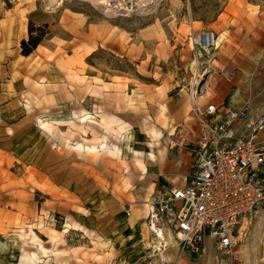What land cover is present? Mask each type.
Instances as JSON below:
<instances>
[{
	"label": "rangeland",
	"instance_id": "rangeland-1",
	"mask_svg": "<svg viewBox=\"0 0 264 264\" xmlns=\"http://www.w3.org/2000/svg\"><path fill=\"white\" fill-rule=\"evenodd\" d=\"M4 1L6 7L16 5L22 20L33 24L36 35L46 32L43 37L46 45H41L39 52L54 66L59 65L53 69V77L61 81L58 91L61 97L46 116L49 126L57 133L51 134L49 127L44 135L34 131L31 139L35 142L33 150L16 146L14 155L12 152L9 154V161L5 159L6 154L0 153V210H11L10 215L6 211L0 212V225L8 224V221L12 225L19 224L13 212L19 207L18 194H22L27 186L24 164L27 163L26 168L32 173L39 168L61 178L70 162L77 164L79 161V166L92 182L90 189L80 193L99 194L92 196L90 207L100 213L93 212L91 222L127 226L125 234L132 229L136 234L130 248L142 256L148 244L143 236L147 233L146 212L139 213L137 209L145 206L147 211L146 202L116 201L108 183H97L96 180L100 176L106 178L104 171L114 166L118 174L125 176L121 189L126 194H132L134 188L127 185L133 174L131 160L145 156L146 149L155 144L147 132V118L155 124L149 112H152L154 92L157 90L172 87L182 90L189 94L192 104L190 87L193 82L202 93L203 84L208 81L210 93H202L196 98L201 105L213 101L234 107H241L248 101L264 105V0H158L148 8L140 6L141 0H120L128 11H108L94 0H63L55 6L48 5V0ZM234 1L236 5L229 7V2L234 4ZM227 9L231 12L236 9V12L228 17L227 13H223ZM249 20L253 21L259 38H249L245 32ZM202 30L215 31L218 38L223 39L220 47L211 52L195 48L192 36ZM195 60L198 61L197 75L193 71ZM42 69L52 68L44 64ZM203 74L204 80L199 87ZM43 77L47 79L45 75ZM66 80H73L74 84L71 81L67 84ZM84 83L85 87L89 85L91 94L86 107L89 111H101V117L91 115L88 119L92 124L97 123L96 126L82 128V124L79 125L74 133L78 138L75 145L86 143V148L105 142V146L97 154L77 150L73 160L70 151H67V136L62 127L66 126V116L72 109L83 110ZM70 90L75 95L70 94ZM113 116L116 122L121 121L122 124L116 126ZM173 131L166 134L161 144H156L178 148ZM190 139H193V134ZM108 154H114V160L107 158ZM85 158L87 163L81 161ZM193 159L191 155L188 167L194 164ZM104 164L106 167L102 166ZM177 170L175 166L172 173ZM156 176L151 173L147 179L158 180ZM168 178L174 184L178 181L173 175ZM159 182L153 184L145 180L141 182V187H151V192L159 187ZM30 190L35 192V189ZM34 194L48 193L39 190ZM58 205L67 204L58 202ZM129 207L133 210L131 216L126 214ZM114 209L117 213L111 216ZM17 227L0 233V241L5 236L14 237ZM236 234L238 243L233 251L224 254L221 264H264V207L245 216L236 226ZM5 244V248L18 254L15 240ZM198 262L215 264L211 253Z\"/></svg>",
	"mask_w": 264,
	"mask_h": 264
},
{
	"label": "crops",
	"instance_id": "crops-1",
	"mask_svg": "<svg viewBox=\"0 0 264 264\" xmlns=\"http://www.w3.org/2000/svg\"><path fill=\"white\" fill-rule=\"evenodd\" d=\"M229 3V7L236 5L235 1L234 4ZM29 11L30 9L28 13H30ZM235 12L236 9L232 12L227 9L223 13H227L230 17ZM247 24L245 32L249 38H259L253 21L249 20ZM29 28L30 21L22 20L21 12L16 10V5L6 7V1L0 0V153L6 154L5 159L8 161L9 154L12 152L14 155L13 151L18 146H23L26 150H33L32 145L35 142H32L31 139L34 131L44 135L50 128L51 134L57 133L55 128L49 126L46 116L61 97L58 93L61 81L53 77L55 72L53 69L58 68L59 65L54 66L39 52L41 45H46L43 40L31 53H22L21 42L29 39ZM44 64L51 66L52 69H42ZM44 75L47 77L46 80H44ZM70 81L74 84L73 80H66L67 84ZM88 84L86 87L85 83L82 84L83 110L72 109L66 116V126L62 127L67 136L69 146L67 151H70L73 160H75V151L77 150L82 149L83 153H90L83 143L82 146L75 145L78 139L74 135L75 131L80 128V124H82V128H86L88 125L96 126L97 123L92 124L88 120L91 115L97 118L101 117V111H89L90 109L86 107V103H89L91 99ZM69 92L75 95L73 90ZM154 94L156 96L153 97L152 112H149V115L165 134L180 125H188L192 131L196 128L193 123H187L191 111L189 94L174 89V87L157 90ZM114 120L116 126L122 124L121 121L116 122V118ZM98 126L100 127V125ZM194 135L193 132V139ZM193 139H191V145ZM156 143L161 144L162 142H155L146 149L145 156H139L148 166L147 177L151 173L154 177L158 174L156 177H159V185L162 186L154 190L162 187L181 186L189 179L193 167V164L188 167L191 155L194 157L191 146H187L190 149L185 146L172 149L162 145L159 147ZM85 145L87 144L85 143ZM115 152L118 153L117 150ZM108 155L107 158L111 157L114 160V154ZM132 158L134 157L132 156ZM81 161L87 163L86 158ZM102 166L106 167L105 164ZM175 166L178 170L172 173ZM23 167L25 168L23 169L25 172L24 181L27 186L22 194H18L19 207L17 211L13 212V215L16 216L15 219L18 218L19 224L12 225L8 221V224L0 225V233H5L7 229L11 230L18 226L14 231L16 233H13L14 237H12L13 235L5 236L0 241V264H145L142 256H138L130 248L133 247L135 231L130 228L129 233L125 234L127 226L106 225L101 221L98 224L91 222L92 213H100L90 207L92 196L97 197L99 194L80 193L82 190L90 189L92 182L88 179L87 172L79 166V161L77 164L74 161L70 162L61 178L50 172L40 171L39 168L34 169V173H32V170L26 168L27 163ZM130 169L133 171L132 165ZM104 172L107 177L100 176L96 182L108 183L109 191L116 201L144 202L154 190L150 192L149 188L151 187H141V182L146 180V182L154 184L158 181L156 178L140 179V171H133L128 182L134 186V189L131 191L132 194H126L121 189L124 174H118L119 171L114 166H110ZM171 175L177 177V183H171V179L168 178ZM134 183L138 185L135 186ZM30 189L48 194H34L35 192ZM58 202H66L67 207L58 205ZM8 210L9 212L3 208L0 212L6 211L10 215L11 210ZM58 211L60 214H57ZM137 212H146L145 214H147L148 207L147 211L144 206L142 209H137ZM113 213L111 216H115L117 209H114ZM12 240L18 244V254H13L11 249L5 248V242ZM178 253V248L171 250L172 261L177 260ZM185 257L188 258L189 264L199 263L195 254L190 251L186 253Z\"/></svg>",
	"mask_w": 264,
	"mask_h": 264
},
{
	"label": "built area",
	"instance_id": "built-area-1",
	"mask_svg": "<svg viewBox=\"0 0 264 264\" xmlns=\"http://www.w3.org/2000/svg\"><path fill=\"white\" fill-rule=\"evenodd\" d=\"M192 39L205 52L217 47L213 30H202ZM195 91L188 123L196 128L180 125L172 133L179 146H191L194 164L184 184L150 194L145 264H179L189 251L198 261L211 253L214 263L221 264L238 243L236 226L264 207V105H201ZM132 212L127 208V216ZM173 248L179 249L175 262Z\"/></svg>",
	"mask_w": 264,
	"mask_h": 264
},
{
	"label": "bare ground",
	"instance_id": "bare-ground-1",
	"mask_svg": "<svg viewBox=\"0 0 264 264\" xmlns=\"http://www.w3.org/2000/svg\"><path fill=\"white\" fill-rule=\"evenodd\" d=\"M62 1L63 0H48L47 4L50 6H55L57 4H60ZM94 1L96 2V4L104 5L108 11H110V10L115 11V9H118V10L121 9L124 11H128V8L120 0H94ZM157 1L158 0H141L140 6L141 7L145 6L146 8H148L151 4L157 3ZM222 40H223L222 38H220V37L218 38L217 48L220 47ZM193 71L195 72L196 75L198 74V61L197 60H195L193 62ZM203 76H204V74L202 75V79H200V81H199L200 82L199 87L201 86V83L204 80ZM246 81L248 83L249 80L247 79ZM194 84H195V81L193 82L192 87H190L191 92L193 91V93L196 92L195 91L196 88H195ZM205 89H206V91H205ZM202 90H203L202 93H204V94L210 93V91L208 90V81L203 84ZM202 93H200L199 89H198L197 96L199 97ZM150 121L151 120L147 118V123H148L147 132H148L150 140L152 142H159V141L164 140L166 138V134L164 133V131L160 127H158L156 124H154L153 122H150ZM104 146H105V142H102L100 145H97V146L88 145L87 147H88L89 151H92V152L97 154V153L101 152V149H103ZM131 161H132L133 171H140V175H141L140 179L146 178L148 175V166L145 163V161L143 159H141L140 157L133 159ZM127 185L132 186V184L130 182H128ZM161 186L162 185H159V187H161ZM132 187H134V186H132ZM150 200H151V197L149 195L145 200L147 206L150 204V202H149ZM145 225H146V223H145ZM143 236H144V239H146V240L149 239L148 234L144 233ZM179 264H189L188 258L184 257L180 261Z\"/></svg>",
	"mask_w": 264,
	"mask_h": 264
},
{
	"label": "trees",
	"instance_id": "trees-1",
	"mask_svg": "<svg viewBox=\"0 0 264 264\" xmlns=\"http://www.w3.org/2000/svg\"><path fill=\"white\" fill-rule=\"evenodd\" d=\"M46 32H41V34H35V31L33 29V24L30 22V28H29V39L28 40H22V53L23 54H29L31 53L36 47L41 43L43 40V37L45 36Z\"/></svg>",
	"mask_w": 264,
	"mask_h": 264
}]
</instances>
